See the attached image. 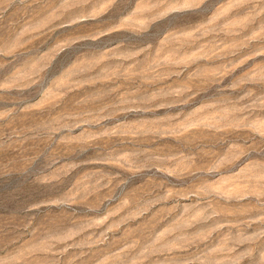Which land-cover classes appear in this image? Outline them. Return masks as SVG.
<instances>
[{
	"label": "rangeland",
	"instance_id": "rangeland-1",
	"mask_svg": "<svg viewBox=\"0 0 264 264\" xmlns=\"http://www.w3.org/2000/svg\"><path fill=\"white\" fill-rule=\"evenodd\" d=\"M0 264H264V0H0Z\"/></svg>",
	"mask_w": 264,
	"mask_h": 264
}]
</instances>
